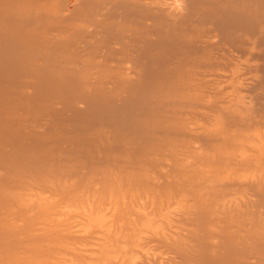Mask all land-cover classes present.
<instances>
[{"label": "bare ground", "instance_id": "bare-ground-1", "mask_svg": "<svg viewBox=\"0 0 264 264\" xmlns=\"http://www.w3.org/2000/svg\"><path fill=\"white\" fill-rule=\"evenodd\" d=\"M68 1L0 0V264H264V0Z\"/></svg>", "mask_w": 264, "mask_h": 264}, {"label": "rangeland", "instance_id": "rangeland-1", "mask_svg": "<svg viewBox=\"0 0 264 264\" xmlns=\"http://www.w3.org/2000/svg\"><path fill=\"white\" fill-rule=\"evenodd\" d=\"M65 1H66V0H65ZM67 1H68V0H67ZM67 1L64 3V0H63V1L61 0V2H63V4H65V5L67 4ZM71 1H72V0H71ZM95 1H96V0H95ZM11 2H14V1H11ZM73 2H74V1H73ZM68 3H70V6H69V7H68V6L66 7V6L64 5L65 7L62 6V8H66V10L69 8L70 11L67 10L68 12L74 11V10H71V9H70V8L73 7V6L71 5L72 3H71L70 1H68ZM6 4H7V3H6ZM63 4H62V5H63ZM7 5H8V4H7ZM7 5H6V6H3V7H7V8H9ZM9 5H10V4H9ZM12 5H13V3L11 4V7H12ZM3 7H2V9H4ZM7 8L4 9L5 12H6L7 10H9V9H7ZM74 8H75V7H74ZM74 8H73V9H74ZM12 9H13V8H12ZM12 9H11V10H12ZM31 10H32V8H31ZM64 10H65V9H64ZM66 10H65V12H66ZM32 12H33V11H32ZM32 12H31V13H32ZM5 14H6V13H5ZM7 14H8V12H7ZM28 15H29V14H28ZM12 16H13L12 19L9 18V19L11 20V22H9L10 20L8 19V16H7V15H6V17H5V16H1V17H4V18H0V20L3 21L4 19H6V20H4L3 22H6L7 20H9V21H7L6 23H7V24L10 23V24H9L10 26H12V24H13L12 27H14V23H15L14 20L17 18V16H16V18H14V14H13ZM13 18H14V19H13ZM18 18H19V17H18ZM43 19H44V20H43ZM94 19H95V18H94ZM94 19H93V20H94ZM17 20H18V21H17ZM17 20H16V23H17V22L20 23V22H19L20 20H19V19H17ZM33 20H34L35 22H34V21H31L30 23H31V25H32V24H33V25H36V29H35V30H37V31L34 32V34H36V35H34V37L37 36V37H36V38H37L36 40H37L38 42H44V40H45L44 37L47 38V36H48V33H46V32H48V31H46V30H49V27H50L51 25H52V27H53V26H54L53 24H54V22L56 23V20L51 19V20H53V22H51L50 18H48L47 15H46V17H42L41 20H43V21H39L38 24H36V20H35V19H33ZM48 20H49V21H48ZM93 20H92V21H93ZM26 21H27V20H26ZM47 21L50 22V23H48ZM0 22H1V21H0ZM3 22H1V23H3ZM32 22H34V23H32ZM42 22H43L45 25H44ZM88 22H89V24H90V21H88ZM1 23H0V24H1ZM16 23H15V24H16ZM18 23H17V24H18ZM40 23H42L43 25L41 26ZM46 23H48V24H46ZM93 23H94V21L91 23L92 26H93ZM21 24H22V23H21ZM39 25H40L41 29H43V28L46 26V28H44V29H46V30H45L46 32L44 31L45 33L43 32V33L41 34V31H43V30H39V29H40ZM49 25H50V26H49ZM2 26H3L2 30L5 32V27H4L3 24H1L0 29H1ZM15 26H17V25H15ZM18 26L20 27V24H19ZM43 26H44V27H43ZM48 26H49V27H48ZM87 26H88V25H87ZM37 27H38V28H37ZM42 27H43V28H42ZM52 27H51L50 31L52 30L53 33H54L55 30H54V27H53V29H52ZM2 30H0V31H2ZM38 30H39V31H38ZM50 31H49V32H50ZM0 33H1V32H0ZM5 33H6V32H5ZM53 33L50 32L51 35H52ZM71 33H73V32H71ZM1 34H4V33L2 32ZM44 34H45V35H44ZM46 34H47V36H46ZM211 34H212V36H213V32H210V33H209V35H211ZM43 35H44V36H43ZM258 35H259L258 32L255 33L254 38H256L257 41H259V40L261 41L262 39H261L260 36L258 37ZM49 36H50V35H49ZM27 41H28V39H27ZM260 41H259L258 43H260ZM24 42H26V40H24ZM263 42H264V41H262L261 43H263ZM16 43H17V42H15L14 45H15ZM17 44H18V43H17ZM17 44H16V45H17ZM16 45L14 46L15 49L17 48ZM41 45H42V44H41ZM18 47H19V46H18ZM23 48H24V49H20V48H18V52L15 54L16 56H19V58H20V59H19L20 61L17 59V61H19V62L16 63V61H15L14 64H13V65H16V66H13V68L16 67V68H14V69H16L15 72H17V73L20 72V71L22 70L21 68L23 67V66L21 65L22 63H20V62H26V63H27V61H25V60H30V61L32 60L31 64L36 65V64H37V60H39L38 58H40L39 55L35 54L34 51H31V50H30V49H31L30 46L26 45V46H24ZM25 48H26V51L29 50V51H31V52H29V51H28V52H25ZM27 48H29V49H27ZM260 48H261V47H260ZM262 49H264V46H263ZM240 50H241V49H240ZM242 50H243V51H242ZM242 50H241L242 52L240 51L241 53H240L239 51H235V52H236L235 54L239 55V56L241 57L242 60H244V59H248V58H249V59H252V60H250V62L253 61L252 64H253L254 62H255V64H256V62H258V60L260 59L259 57H257L258 60L255 59L256 57H252V55H250L249 49H242ZM23 51L26 53V56H27V57L25 56V53L22 54ZM242 53H243L244 55H243ZM28 54H29V55H28ZM21 55H22V56L24 55V57H20ZM34 55H35V56H34ZM47 55H48V54H47ZM241 55H242V56H241ZM16 56H15V60H16ZM243 56H244V57H243ZM245 56H246V57H245ZM254 56H256V55H254ZM35 57H36V58H35ZM31 58H32V59H31ZM253 58H254L256 61L253 60ZM245 61H246V60H244L243 62H245ZM259 61H260V63H261V60H259ZM28 62H29V61H28ZM39 62H40V61H39ZM39 62H38V63H39ZM18 63L22 66V67H21V66L19 65L20 70H18L19 67H17V64H18ZM7 66H8V67H7ZM7 66H5V63H4V67H3L2 69H0L1 72H2V74H3L4 72L7 73V70L11 71V69L9 68V64H7ZM36 66H37V65H36ZM49 68H51V67H48V69H49ZM221 68H222V67H220V70H221ZM48 69H47V70H48ZM222 69H223V68H222ZM2 70H3V71H2ZM1 72H0V74H1ZM2 74H1L0 76H2ZM23 74H25V73H23ZM47 74H48V73H47ZM25 77H28V80L34 78V77L32 76V74H28V75H26V76H23L24 80L26 79ZM1 78H2V77H0V82H2V81L4 80V78H2V79H1ZM14 79H16V74H15L13 80H14ZM20 80H21V79H16L17 82H19L20 84H22L24 81L21 82ZM25 81H26V80H25ZM77 81H79V80H77ZM6 83H8V82H6ZM24 83H25V82H24ZM24 83H23V84H24ZM78 83L80 84V82H78ZM16 86H17V89H18V88H19V87H18L19 85H16ZM10 87H11V86H10ZM15 89H16V88H13V90H15ZM17 89H16V91H17ZM11 91H12V89H11ZM15 93H17V92H15ZM17 96H18V95H17ZM211 112L214 113V112H218V111H209V112H208V111H200V114H199L198 116H199V118H201V121H207V118H206L205 116H203L201 113H208V114H211ZM262 115H264V114H262ZM262 115H260L259 118L261 117V119L264 120V117L262 118ZM190 116H191V115H190ZM198 116H197V117L195 116V118H197V120H198ZM193 118H194V117H193ZM195 118H194V119H195ZM195 120H196V119H195ZM199 120H200V119H199ZM201 121H200V122H201Z\"/></svg>", "mask_w": 264, "mask_h": 264}]
</instances>
